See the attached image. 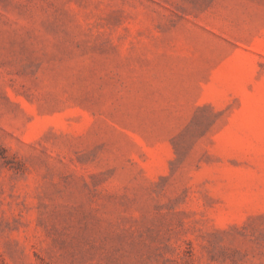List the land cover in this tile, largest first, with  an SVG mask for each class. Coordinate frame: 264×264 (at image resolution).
<instances>
[{
  "label": "rangeland",
  "instance_id": "rangeland-1",
  "mask_svg": "<svg viewBox=\"0 0 264 264\" xmlns=\"http://www.w3.org/2000/svg\"><path fill=\"white\" fill-rule=\"evenodd\" d=\"M0 264H264V0H0Z\"/></svg>",
  "mask_w": 264,
  "mask_h": 264
}]
</instances>
